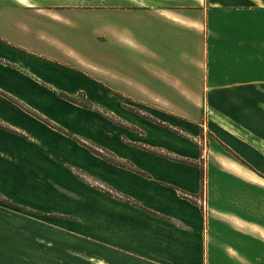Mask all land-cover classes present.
I'll return each instance as SVG.
<instances>
[{"label": "crops", "instance_id": "1", "mask_svg": "<svg viewBox=\"0 0 264 264\" xmlns=\"http://www.w3.org/2000/svg\"><path fill=\"white\" fill-rule=\"evenodd\" d=\"M0 264H264V0H0Z\"/></svg>", "mask_w": 264, "mask_h": 264}, {"label": "trees", "instance_id": "2", "mask_svg": "<svg viewBox=\"0 0 264 264\" xmlns=\"http://www.w3.org/2000/svg\"><path fill=\"white\" fill-rule=\"evenodd\" d=\"M65 98H69L70 100H72L68 96H65ZM72 101H74V100H72ZM81 105H83V106H85L87 108H91V109L98 110L97 107L94 108V107L90 106V104L82 103ZM147 117H151V116H147ZM80 142L84 143L94 153L102 156L104 159L108 160L109 162H111V163H113L115 165H118V166H121V167H125V168H129V169L134 170V171H137V172H139V173H141L143 175L146 174L145 172H143L139 168H137L132 162H130L128 160H123V159L119 158L115 153H113L112 151H110V150H108L106 148L100 147V146H98L96 144L86 143V142H83L82 140H80ZM152 151H154L156 153H159V154H162L164 156L171 157V158L176 159V160L186 161L188 163H194L191 160H187V159H184V158H181V157H178V156H172V155H170L169 153H167V152H165L163 150H152ZM113 193L115 195H117L118 197H121V198L125 199L126 201H128L130 203L137 204V202L135 200H133L132 198H130L128 196L122 195V194H120V193H118L116 191H114Z\"/></svg>", "mask_w": 264, "mask_h": 264}, {"label": "rangeland", "instance_id": "3", "mask_svg": "<svg viewBox=\"0 0 264 264\" xmlns=\"http://www.w3.org/2000/svg\"><path fill=\"white\" fill-rule=\"evenodd\" d=\"M64 95V96H63ZM60 96L61 97H63V98H65V96H68V97H70L72 100H74V101H72V100H70L69 98H65L66 100H68V102H70V103H74V104H78V105H80V106H82V107H84V108H86L85 106H83V105H81L82 103H85V104H90V106H92V107H96V105L94 104V102H92L91 101V99L88 97V95L86 94V93H84V92H80L79 94H77V95H69V94H60ZM80 103V104H79ZM89 109H91V108H89ZM91 110H94V109H91ZM95 111V110H94ZM63 119L64 120H66L67 118L66 117H63ZM58 130H60V129H58ZM61 131H63V130H61ZM79 141L81 140V139H78ZM83 142H86L85 140L83 141Z\"/></svg>", "mask_w": 264, "mask_h": 264}]
</instances>
